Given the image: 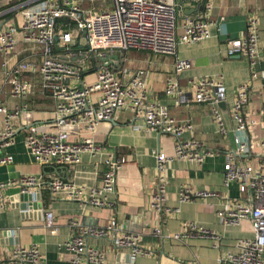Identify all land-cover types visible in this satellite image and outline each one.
<instances>
[{
	"label": "built area",
	"instance_id": "2783aa9c",
	"mask_svg": "<svg viewBox=\"0 0 264 264\" xmlns=\"http://www.w3.org/2000/svg\"><path fill=\"white\" fill-rule=\"evenodd\" d=\"M6 6L0 17V55L4 61V76L10 84L9 95L19 103L8 109L0 104L3 125L0 127V152L14 142L13 120L29 111L27 98L36 86L50 92L53 108L52 122L56 129H44L37 123L26 125L23 142L34 162L41 166H72L81 161L86 151L94 153L101 146L91 135L102 122H113L121 111H128L141 119L148 131L167 134L174 138L173 154L155 153V181L149 208L169 215L179 211L167 205L169 164L174 160L202 163L214 151L202 141L184 138L192 131L190 122L177 120L166 106L158 102L148 84V71L126 65L135 61L136 53L176 56L179 43L195 44L211 35V27L223 24L212 19L213 10L223 0H204L202 9L194 16L177 23L175 0H0ZM245 31L226 41L227 56H242L251 68L249 79L238 84L229 105V128L219 109L225 100V86L220 78L191 76L186 88L181 87L179 73L191 67L187 58L175 57L173 73L165 80L164 94L181 103H206L222 133L232 131V146L225 153L223 186L232 183L240 198L229 200L228 207L217 211L226 225L243 220L250 223L252 235L240 237L235 250L218 255L216 264H264V134L259 139L251 135L257 123L246 116L250 101L254 70L258 62V21L252 13L245 22ZM178 28L180 31H178ZM223 30V29H222ZM23 44L32 57L8 60ZM31 47L37 48L30 51ZM115 54L117 57L112 58ZM89 77H92L89 79ZM264 127V110H262ZM76 134L77 137H72ZM254 141L256 147L254 149ZM259 148V149H256ZM13 161L11 153L0 154V164ZM126 161L124 156L108 153L105 169L98 187L78 185L61 177L23 175L17 180L0 183V187H20L23 193H35L46 186L51 199H62L95 207L110 205L108 194L116 190V176ZM221 192L210 188H194L188 184L177 187L179 202L219 198ZM227 198L226 196H224ZM6 197L0 192V208ZM44 225L56 231L51 209L44 210ZM73 231L64 245L70 252L69 264H102L105 251L87 242L89 237L106 239L116 250H126L134 257L146 254L140 236L124 231L111 218L104 225H82L70 220ZM153 233L161 239L185 242L191 237L208 238L218 246L220 235L198 222L187 221L175 233L164 234L160 226ZM42 253L36 245L10 249L7 257L0 256V264H37Z\"/></svg>",
	"mask_w": 264,
	"mask_h": 264
},
{
	"label": "crops",
	"instance_id": "0c3cea01",
	"mask_svg": "<svg viewBox=\"0 0 264 264\" xmlns=\"http://www.w3.org/2000/svg\"><path fill=\"white\" fill-rule=\"evenodd\" d=\"M175 2L177 23H181L202 9L204 0ZM5 6L0 1V13ZM252 13L258 21L259 59L254 67L257 76L251 83L250 101L245 114L257 120L250 129L251 135L255 140L262 137L264 0H223L214 8L212 15L214 22L218 21L219 16H223L222 27L219 28L215 23L207 39L190 45L179 43L176 56L139 52L134 55L135 61L126 63L131 69L138 66L146 69L153 97L165 105L168 112L177 120L187 121L193 125L192 131L184 132L183 137L202 141L214 151L213 155L206 157L200 164L185 160H174L169 164L167 205L177 207L179 211L165 215L149 208L155 181V153L161 151L172 155L174 146L172 136L148 131L141 119L128 111H121L113 122H102L91 135L85 134L91 136L95 143L101 146L98 151L84 152L81 161L69 167H44L33 161L24 145L23 134L29 123H37L44 129H56L52 122L53 107L49 101L38 100L35 103V98L30 96L32 100L29 103V111L13 120L15 128L13 144L0 152L1 154L7 151L13 156L12 162L0 164V183L17 180L23 175H36L46 179L57 176L78 185L98 187L108 153L124 156L126 161L117 173L115 192L107 196L110 201L107 207L51 199L46 186L39 189L38 198L33 196L32 200L22 201L17 199L21 192L17 185L0 187V192L6 197V206L0 208V256L7 257L13 247L36 245L42 253V259L37 264H69L71 254L64 243L73 231L70 226L72 219L78 220L82 225L100 226L113 218L122 225L124 231L140 236L141 246L147 253L134 257L126 250L114 249L106 239L89 237L87 239L89 244L105 251V260L102 264H216L219 254L235 250L237 239L251 236L249 221L243 220L238 224L226 225L217 215L218 210L229 206V200L240 198L234 183L229 187L223 186L222 183L225 153L232 146V131L227 133L219 131L212 117L210 105L194 102L176 105L172 98L164 94V87L166 77L173 73L175 57L189 59L191 67L179 73L181 87L186 88V79L191 76L220 78L226 92L225 100L218 106L226 125L231 128L229 105L238 84L249 79L251 68L242 56H227L226 41L239 37L245 31L246 19ZM2 17H7V14H3ZM28 52L24 45L20 44L15 55L7 61V65L32 57ZM3 61L0 55V104L10 109L16 106L19 100L9 95L10 84L4 76L1 66ZM3 119L4 116L0 113V127L3 125ZM72 137L77 135L72 134ZM255 147L254 141V149ZM180 184H188L194 188L216 189L222 195L219 198L179 202L177 187ZM44 196H47L46 200ZM36 202H41L42 207L35 209L33 204ZM47 208L51 209L54 215L56 227L54 232L44 225V210ZM187 221L198 222L214 229L220 235L218 246L208 238L195 236L180 242L170 238L161 239L153 233L154 227L157 226L162 228L164 234L178 232Z\"/></svg>",
	"mask_w": 264,
	"mask_h": 264
},
{
	"label": "trees",
	"instance_id": "16d2710c",
	"mask_svg": "<svg viewBox=\"0 0 264 264\" xmlns=\"http://www.w3.org/2000/svg\"><path fill=\"white\" fill-rule=\"evenodd\" d=\"M133 67V66H132ZM139 67V66H138ZM136 68V67H135ZM34 93L31 95L33 96L34 98V101L35 103L38 102V100H44V101H49L53 107V103H52V100H51V94L50 92H46V91H39V86L37 85L36 88L34 89ZM50 99V100H49ZM32 99L29 98V101H28V98H27V103H28V107H29V103L31 102ZM34 106V105H33ZM35 107V106H34ZM36 108V107H35ZM47 167V166H46ZM49 167V166H48ZM45 197V200L47 199V196H44ZM49 197V196H48Z\"/></svg>",
	"mask_w": 264,
	"mask_h": 264
},
{
	"label": "water",
	"instance_id": "95a60500",
	"mask_svg": "<svg viewBox=\"0 0 264 264\" xmlns=\"http://www.w3.org/2000/svg\"><path fill=\"white\" fill-rule=\"evenodd\" d=\"M112 58H116L117 56L115 54H113L111 56ZM39 191L37 190L34 194L33 193H23V192H20L18 195H17V199L19 200H22V201H26V200H32L33 199V196L35 197H39ZM33 206L36 208H41L42 207V204L41 202L39 203H34Z\"/></svg>",
	"mask_w": 264,
	"mask_h": 264
},
{
	"label": "rangeland",
	"instance_id": "374dc122",
	"mask_svg": "<svg viewBox=\"0 0 264 264\" xmlns=\"http://www.w3.org/2000/svg\"><path fill=\"white\" fill-rule=\"evenodd\" d=\"M37 48L35 47H31V50L30 51H35ZM89 79H91V77H89Z\"/></svg>",
	"mask_w": 264,
	"mask_h": 264
}]
</instances>
